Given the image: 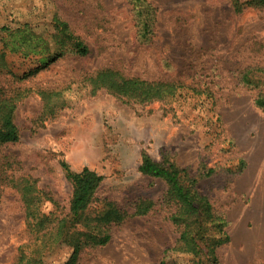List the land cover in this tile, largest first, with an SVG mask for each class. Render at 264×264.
Returning a JSON list of instances; mask_svg holds the SVG:
<instances>
[{
    "label": "rangeland",
    "instance_id": "1",
    "mask_svg": "<svg viewBox=\"0 0 264 264\" xmlns=\"http://www.w3.org/2000/svg\"><path fill=\"white\" fill-rule=\"evenodd\" d=\"M147 2L153 27L143 39L131 0H0V28H9L0 31V88L22 94L14 112L20 138L0 146V264L35 248L26 182L60 204L56 210L44 198L40 212L69 213L73 189L62 162L104 176L93 212L105 199L129 213L141 199L155 202L113 226L106 244L85 245L76 264H190L189 253L165 257L179 232L164 202L166 183L138 171L142 150L186 169L226 221L219 264H264V109L255 103L264 94V6L235 12L231 0ZM55 17L84 40L88 55L64 52ZM24 31L42 36L47 49L13 51ZM104 68L184 87L144 104L106 90L92 94L85 78ZM40 92L52 94L51 111ZM72 254L60 242L33 264H66Z\"/></svg>",
    "mask_w": 264,
    "mask_h": 264
},
{
    "label": "trees",
    "instance_id": "2",
    "mask_svg": "<svg viewBox=\"0 0 264 264\" xmlns=\"http://www.w3.org/2000/svg\"><path fill=\"white\" fill-rule=\"evenodd\" d=\"M137 10L138 35L149 38L153 27L152 6L147 0H131ZM235 12H241L246 6L262 7L264 0H231ZM9 28H0V31ZM55 39L60 43L64 52L68 51L78 56L89 54V46L77 36L69 24L55 17ZM11 35V33L9 34ZM46 41L42 36L24 31L18 40L17 48H31L33 44L39 46ZM248 73L243 75L244 83H250ZM91 93L100 90L127 101L137 103H152L165 101L175 97L184 87L176 82L149 81L139 77H127L121 71L104 68L85 78ZM45 100V111L53 109L52 94L40 92ZM17 95L22 96L19 92ZM18 96L8 95L0 88V146L17 142L20 138L19 129L14 122V112L17 107ZM256 105L264 109V94H260ZM66 178L72 185L69 213L59 215L40 212L38 205L45 198L59 209L60 204L46 192L35 194L36 187L26 182L23 186L24 201L29 219V232L35 248L29 257L21 254L15 264H33L40 261L45 249L60 242L73 247L71 259L66 264H76L81 249L87 246L104 245L110 239L109 231L113 226L122 224L129 216L144 215L150 211L155 202L141 199L135 206L133 213L122 209L117 203L103 200L100 209L93 212L92 204L96 201V193L104 180V176L88 167L81 171H73L66 162H62ZM138 171L152 178L162 179L167 185L164 202L172 208L169 219L176 226L179 237L174 246L165 250V257L169 258L175 252L189 253L194 256L190 264H219L218 248L229 241L225 230L226 221L216 213L209 199L196 189L197 179L190 177L186 169L179 167L168 157L161 161L153 159L146 150L141 152ZM166 263V262H164Z\"/></svg>",
    "mask_w": 264,
    "mask_h": 264
}]
</instances>
